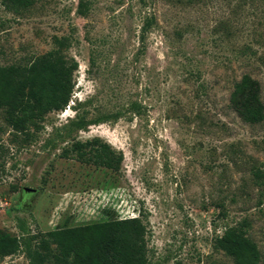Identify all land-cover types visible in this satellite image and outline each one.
Returning <instances> with one entry per match:
<instances>
[{
	"label": "rangeland",
	"instance_id": "obj_1",
	"mask_svg": "<svg viewBox=\"0 0 264 264\" xmlns=\"http://www.w3.org/2000/svg\"><path fill=\"white\" fill-rule=\"evenodd\" d=\"M62 38L77 64L65 109L29 138L0 110V235L138 217L148 264H235L218 241L240 226L264 256V118L238 113L251 88L233 97L249 78L264 113V0L0 1V67ZM75 118L87 126L72 139L107 143L118 171L60 156L57 129Z\"/></svg>",
	"mask_w": 264,
	"mask_h": 264
},
{
	"label": "trees",
	"instance_id": "obj_2",
	"mask_svg": "<svg viewBox=\"0 0 264 264\" xmlns=\"http://www.w3.org/2000/svg\"><path fill=\"white\" fill-rule=\"evenodd\" d=\"M0 1L8 10H14L27 8L37 0ZM66 41V38L58 40L57 48L26 65L0 67V110L13 134L29 138L30 129L39 130L47 114L62 111L67 106L77 64L73 61L69 64L61 53L60 47H66ZM243 81L235 85L233 97H242L245 90L251 88L250 105L245 111L236 108L241 117L250 116V122H259L264 118L263 107L258 103L259 89L250 86L249 78ZM86 126L83 118H75L57 129L59 138L71 142L60 156L118 171L122 156L116 155L107 143L98 137L85 142L72 139L74 133ZM253 174L260 177L259 171ZM145 234V225L138 217L56 229L28 237L1 234L0 258L23 251L29 264H148ZM218 247L233 258L235 264H264V256L260 257L241 226L227 229Z\"/></svg>",
	"mask_w": 264,
	"mask_h": 264
},
{
	"label": "water",
	"instance_id": "obj_3",
	"mask_svg": "<svg viewBox=\"0 0 264 264\" xmlns=\"http://www.w3.org/2000/svg\"><path fill=\"white\" fill-rule=\"evenodd\" d=\"M24 191H26V192H28V193H33V192H34V190H32V189H28V188H25Z\"/></svg>",
	"mask_w": 264,
	"mask_h": 264
}]
</instances>
